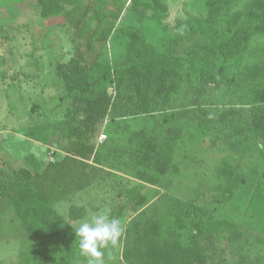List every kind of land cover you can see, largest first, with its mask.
I'll return each mask as SVG.
<instances>
[{"label":"trees","instance_id":"trees-1","mask_svg":"<svg viewBox=\"0 0 264 264\" xmlns=\"http://www.w3.org/2000/svg\"><path fill=\"white\" fill-rule=\"evenodd\" d=\"M37 4L42 17L64 15L75 48L54 67L61 91L53 107L24 131L47 145L57 130L62 156L48 150L47 162L26 155L30 168L0 165V198L10 201L26 234L18 264L86 262L72 225L86 207L73 196L104 190L108 179L114 190L129 178L135 184L116 191L134 212L122 223L120 264H263L264 232L225 212L234 190L248 191L238 166L223 160L214 169L217 181L203 204L201 192L189 200L161 193L149 203L142 190L178 170L174 159L185 135L234 152L264 146V0H203L204 13L185 11L171 26L164 23L167 0ZM128 6L135 22L123 24ZM146 20L156 33L142 32ZM59 107L63 117L48 118ZM104 121V138L95 142ZM60 202L68 205L65 216ZM225 246L231 263L222 256Z\"/></svg>","mask_w":264,"mask_h":264},{"label":"rangeland","instance_id":"rangeland-1","mask_svg":"<svg viewBox=\"0 0 264 264\" xmlns=\"http://www.w3.org/2000/svg\"><path fill=\"white\" fill-rule=\"evenodd\" d=\"M170 4L169 16L164 23L171 26L175 18L185 11L198 14L204 13L203 0H167ZM135 14L126 7L122 23L135 22ZM157 24V23H155ZM149 20L138 25L142 32L156 33L157 27L150 26ZM156 29V30H155ZM165 32H161L164 35ZM75 41L72 38V28L63 14L42 17L37 0H0V165H10L13 168L27 167L29 163L25 156L33 154L39 160L47 162L50 159L48 150L62 152L56 147L53 139L58 138L57 130L49 143L42 144L24 135L27 125L41 120L56 102V95L61 91L59 78L54 73L57 63L67 61L73 54ZM115 49L118 46L115 45ZM106 50L112 55V44L108 40ZM64 107H59L54 117L61 119ZM49 116V115H48ZM94 141L103 135L104 124ZM178 146L174 163L178 168L165 175L160 186H146L142 193L148 196V202L154 201L161 193H168L186 200L201 192L200 204L211 199L209 189L215 185V168H219L223 160L232 167L238 166L242 175L246 176L249 185L234 190V195L225 205L228 217L236 222H242L253 229L264 232V156L258 149L250 147L247 151L234 152L225 144L217 142L211 147L208 138L194 137ZM59 159V158H58ZM135 180H122L114 190L109 189V179L104 190L94 187L73 196V202L86 207V216L75 223L74 229L85 219L101 214L105 209L116 212L123 206L118 216L123 223L133 215L131 207H126V199L116 196L120 186H132ZM237 184V183H236ZM68 205L58 203L57 210L66 215ZM25 231L10 206L8 199L0 198V264H18V254L25 251ZM223 257L231 263L234 256L225 246ZM120 246L105 250L112 255V260L105 258L107 264H120ZM82 264H87L83 262ZM207 264H214L210 262ZM264 264V262H263Z\"/></svg>","mask_w":264,"mask_h":264},{"label":"clouds","instance_id":"clouds-1","mask_svg":"<svg viewBox=\"0 0 264 264\" xmlns=\"http://www.w3.org/2000/svg\"><path fill=\"white\" fill-rule=\"evenodd\" d=\"M79 253L87 264H107L105 250L117 248L124 233L119 218L112 217L110 210L92 216L79 223L74 230ZM109 260L113 258L111 255Z\"/></svg>","mask_w":264,"mask_h":264},{"label":"built area","instance_id":"built-area-1","mask_svg":"<svg viewBox=\"0 0 264 264\" xmlns=\"http://www.w3.org/2000/svg\"><path fill=\"white\" fill-rule=\"evenodd\" d=\"M98 138H99L98 140L100 141L104 138V135H100V137H98Z\"/></svg>","mask_w":264,"mask_h":264}]
</instances>
